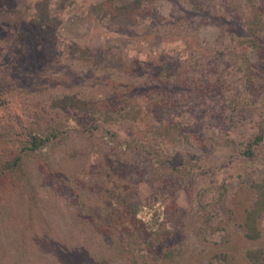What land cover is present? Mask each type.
I'll return each instance as SVG.
<instances>
[{
    "label": "rangeland",
    "instance_id": "1",
    "mask_svg": "<svg viewBox=\"0 0 264 264\" xmlns=\"http://www.w3.org/2000/svg\"><path fill=\"white\" fill-rule=\"evenodd\" d=\"M196 1L0 0V264H264V0Z\"/></svg>",
    "mask_w": 264,
    "mask_h": 264
},
{
    "label": "trees",
    "instance_id": "2",
    "mask_svg": "<svg viewBox=\"0 0 264 264\" xmlns=\"http://www.w3.org/2000/svg\"><path fill=\"white\" fill-rule=\"evenodd\" d=\"M191 1L196 6L195 8H198V9L201 8L199 7L200 4L198 1L196 0H191ZM105 3L104 2L99 3L97 4V6H94V8L99 11L100 8H103ZM123 7L124 6H120V7L115 6V10L112 11V17L115 18L116 14L123 13L125 14V16L123 17V20L126 19L128 14L124 11H128V9H125L124 11H122ZM105 13H107L106 10H105ZM80 102L81 101L76 98V100L72 101V104L79 106ZM63 103H66V101H63ZM232 120L233 119L230 117V124H233ZM259 121H260V125H258L256 132L253 134L252 139H250L251 141L246 142L244 146L245 149L242 151V154L249 156V157H252L254 154L255 147L253 145H257V143L264 140V118H262ZM29 143L30 144L27 147H25L26 150H34L36 148H40L46 143V137L33 135L31 139L29 140ZM26 153L27 151H25V154ZM22 162H23V153L17 154L13 160L5 161L4 163H2V165L0 166L1 167L0 174L4 173L5 170L9 168L12 170H21ZM249 186L253 190L255 194V198L253 200L252 207H250V209L246 213L244 224L246 225V228L248 229V231L246 232L247 235L251 237L253 236V235H250L251 233L253 234L255 233L257 235L260 234V230L257 227L256 223H257V216H260L264 209V182L261 180H253L251 181Z\"/></svg>",
    "mask_w": 264,
    "mask_h": 264
}]
</instances>
